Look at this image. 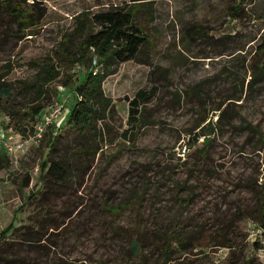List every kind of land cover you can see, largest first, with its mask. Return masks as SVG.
Returning <instances> with one entry per match:
<instances>
[{
  "label": "rangeland",
  "instance_id": "obj_1",
  "mask_svg": "<svg viewBox=\"0 0 264 264\" xmlns=\"http://www.w3.org/2000/svg\"><path fill=\"white\" fill-rule=\"evenodd\" d=\"M23 1L32 15L29 28L19 26L0 0V72L8 71L7 80L32 78L33 62L41 63L47 56L56 60L60 73L47 88L51 99L36 123L53 113L62 138L71 136L68 118L77 99L75 86L87 70L104 75L102 89L116 110L105 121L114 134L124 129L130 133L126 97L139 89L153 95L143 103L144 123L133 145L121 139L106 142L81 182L51 189H45L41 164L53 127L40 144L34 143L6 127L9 118L0 113L13 146L22 144L7 154L8 165L0 170V231L15 227L0 236V264H13L11 260L18 258L24 261L16 264H95L98 258L113 264V257L121 259L127 243L113 233L114 226L132 230L155 225L147 210L171 207L168 177L194 182L188 170L201 163L196 149L206 142L209 127L212 140L206 143L204 162L208 170L195 182L185 214L207 223L215 215L217 236L236 219L238 208L255 204L246 184L250 180L264 189V138L246 126L253 124L264 132V52H258L264 40V0ZM114 6L132 9L147 37L137 57L112 70L95 61L92 49L85 46L80 51L84 64L63 58V49L73 51L83 41L84 34L76 30L77 17ZM67 37L70 45L64 44ZM64 80L71 82L63 85ZM109 154L114 156L109 159ZM147 177L159 186L148 187L140 214L127 206L109 222L103 204L116 205L138 194ZM44 210L49 216L37 229L34 216ZM166 217L167 213L163 223ZM237 224L240 228L233 227L229 237L244 245L241 253L238 247H201L203 253L188 255V264H233L239 254L264 264V249L252 245H264V230L249 218Z\"/></svg>",
  "mask_w": 264,
  "mask_h": 264
},
{
  "label": "trees",
  "instance_id": "obj_2",
  "mask_svg": "<svg viewBox=\"0 0 264 264\" xmlns=\"http://www.w3.org/2000/svg\"><path fill=\"white\" fill-rule=\"evenodd\" d=\"M1 1L19 26L30 27L28 24L32 23L30 17L32 15L26 9L23 0ZM229 15H234L233 11H230ZM134 17L132 9L121 6L99 11L89 17H77L76 30L84 34L83 41L73 51L63 49L62 57L68 61L73 59L74 63L84 64L83 54L80 51L82 46H85L92 49L94 60L98 63H105V69L110 66L109 70H112L117 64L135 59L147 43V37L135 22ZM87 19L90 24H86ZM92 28L95 30L93 31ZM70 41V37H67L64 44L70 45ZM258 52H264V40L259 44ZM32 65L36 70L32 78L7 80L8 71L0 72V113H4L9 118L6 127H11L24 138L33 134L39 114L51 99L47 88L60 73L56 60L51 61L48 56L45 61L33 62ZM89 65L91 66V63ZM103 77L104 75H92L91 71L87 70L81 82L75 86L77 99L68 118L67 132L69 135L71 134L68 139L62 138L53 123L47 126L39 142L40 144L43 141L48 129L53 127L52 133H50L47 158H44L41 164L45 189L81 182L96 157L103 152L106 142L111 143L116 139H121L133 145L139 132V126L144 123L145 107H143V103L151 99L153 92L139 89L132 97H126L128 102L127 123L130 126V133L128 129H124L114 134L105 120L113 118L116 110L112 98L106 96L102 89ZM64 81L63 85H68L71 82ZM0 126L4 128L1 124ZM246 128L253 133H258L260 138H264V132H261L256 125L248 123ZM212 131L213 128L209 127L208 135L205 137L206 142L204 139L203 146L196 149L201 163L194 164L193 167L196 168L188 170L193 173L191 179L194 182H190V179L176 180L168 177L172 181L169 199L171 207H153L147 210L146 216H151L155 225L141 228L134 226L133 229L137 233L135 236L131 233L134 231L133 229L114 226L113 233L122 236L127 243V254H119L118 257H122L121 259L113 257V264H188L190 253L194 251L200 253L202 250L199 248L215 247V245L232 251L238 247L237 251L241 253L244 245L229 237L233 227L240 228L237 221L249 218L258 225L260 230H264V189L261 186H256L255 182L250 180L247 182L246 188L255 195V204L253 206L244 204L238 208L234 212L236 219L230 220L229 223L221 227L224 232L217 236H215V215L211 216L210 222L207 223L206 221L198 222L192 215L185 214L193 199L192 190L196 187L195 182L198 181L201 172L208 170L204 168V162L208 158L206 143H211L210 132ZM113 156L114 154L110 155L109 159ZM8 162L7 154L0 150V170L7 167ZM164 174V170H162L161 176ZM143 185L144 187L138 194L134 192L116 205L103 204L102 209L108 215L109 222L114 221L127 206L135 207L137 213L140 214L139 208L142 207L143 195L149 190V186L157 187L159 182L156 181L152 184L147 177ZM184 191L187 193L183 196L181 193ZM33 196L30 194L29 198L31 199ZM166 213V222L163 223L162 220ZM47 216H49L47 210L34 216L35 221L39 222L37 229L42 228L43 221L47 219ZM14 228V225L6 226L0 231V236H5ZM252 245L264 249V245L262 246L258 241L253 242ZM11 261L16 264V262L24 260L18 258ZM254 262L256 259H246L242 254H239L233 264H254ZM95 264L106 263L103 259L98 258Z\"/></svg>",
  "mask_w": 264,
  "mask_h": 264
},
{
  "label": "built area",
  "instance_id": "obj_3",
  "mask_svg": "<svg viewBox=\"0 0 264 264\" xmlns=\"http://www.w3.org/2000/svg\"><path fill=\"white\" fill-rule=\"evenodd\" d=\"M53 113H49V116L42 119V121L38 122L34 126V132L31 135H28L29 140L34 143H39L47 126L53 123ZM12 135L7 133V130L0 126V150L5 152L6 154L14 152V150L20 148L22 146L21 143L14 144L11 142ZM27 141V140H25Z\"/></svg>",
  "mask_w": 264,
  "mask_h": 264
}]
</instances>
